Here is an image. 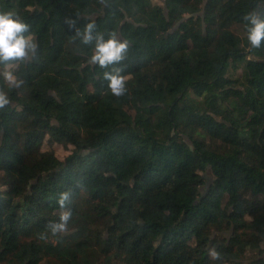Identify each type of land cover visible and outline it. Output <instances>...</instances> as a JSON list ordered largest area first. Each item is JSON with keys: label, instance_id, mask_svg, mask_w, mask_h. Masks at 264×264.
I'll list each match as a JSON object with an SVG mask.
<instances>
[{"label": "trees", "instance_id": "16d2710c", "mask_svg": "<svg viewBox=\"0 0 264 264\" xmlns=\"http://www.w3.org/2000/svg\"><path fill=\"white\" fill-rule=\"evenodd\" d=\"M155 2L0 0L38 44L0 78V264H264V0ZM66 17L130 41L123 95Z\"/></svg>", "mask_w": 264, "mask_h": 264}, {"label": "clouds", "instance_id": "9594fccd", "mask_svg": "<svg viewBox=\"0 0 264 264\" xmlns=\"http://www.w3.org/2000/svg\"><path fill=\"white\" fill-rule=\"evenodd\" d=\"M243 27L246 40L251 48H259L264 39V15L256 10H249L243 14ZM65 23L74 30L75 36L83 44H90L88 61L106 69L101 77L106 81V88L115 96L123 95L127 91V76L122 74V69L117 67L125 59L130 47V41L123 38L118 30L113 29L105 34L98 30L94 18H86L82 26H78V18L66 17ZM30 24L17 12L0 10V65L4 70L0 78L7 87L18 88L23 80L14 71L18 63L34 60L37 55L38 44L30 31ZM12 103V98L7 88L0 87V109ZM71 191L66 190L59 194L58 203L63 209L59 219L50 223L51 233H62L68 230L72 210L66 205L71 200ZM212 258L218 259L220 253L215 248L209 249Z\"/></svg>", "mask_w": 264, "mask_h": 264}, {"label": "rangeland", "instance_id": "374dc122", "mask_svg": "<svg viewBox=\"0 0 264 264\" xmlns=\"http://www.w3.org/2000/svg\"><path fill=\"white\" fill-rule=\"evenodd\" d=\"M156 0H152V3H156ZM54 150L56 152V155L60 158L64 157L67 154V151H65L62 147L60 146H55Z\"/></svg>", "mask_w": 264, "mask_h": 264}]
</instances>
